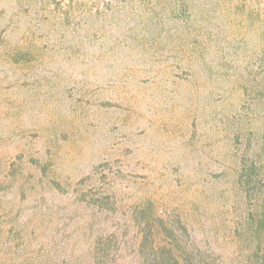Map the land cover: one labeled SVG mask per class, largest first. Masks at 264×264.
I'll list each match as a JSON object with an SVG mask.
<instances>
[{
	"label": "rangeland",
	"instance_id": "rangeland-1",
	"mask_svg": "<svg viewBox=\"0 0 264 264\" xmlns=\"http://www.w3.org/2000/svg\"><path fill=\"white\" fill-rule=\"evenodd\" d=\"M188 4L190 23L168 20L169 0L84 23L68 0H0V236L20 263L92 264L117 225L85 209L100 189L119 213L149 200L180 216L206 264L264 245L246 229L233 140L259 135L264 166V110L239 108L238 81L261 78L264 8Z\"/></svg>",
	"mask_w": 264,
	"mask_h": 264
},
{
	"label": "trees",
	"instance_id": "trees-1",
	"mask_svg": "<svg viewBox=\"0 0 264 264\" xmlns=\"http://www.w3.org/2000/svg\"><path fill=\"white\" fill-rule=\"evenodd\" d=\"M236 1L258 3L264 8V0ZM134 2L135 0H68L69 5L73 6L72 10L78 11L76 17L84 23L93 22L97 18H120L119 9L127 8ZM169 2L171 8L168 20L174 24L192 21L194 14L188 0ZM259 67L262 69L261 74H258L260 79L255 76L248 82L238 80L244 86L242 105L239 106L242 110H264V60ZM233 140L237 147L235 157L238 164L235 184L241 197L251 206L244 222L246 229L252 233L251 238L255 240L260 235L264 236V166L258 155L261 137L258 135L255 142H251L236 131ZM102 166L104 165L100 167ZM86 179L88 180V176ZM82 197L87 212L117 221V225L111 230L95 237L92 264H120L125 257L131 258L127 264H206L208 256L203 255L194 230L180 216L158 211L149 200L130 208L126 214L119 213L113 196L105 194L101 189L95 192L87 190ZM0 241V264H22L19 262L21 258L12 252L8 237L0 236ZM246 264H264V245L256 246L247 256Z\"/></svg>",
	"mask_w": 264,
	"mask_h": 264
}]
</instances>
